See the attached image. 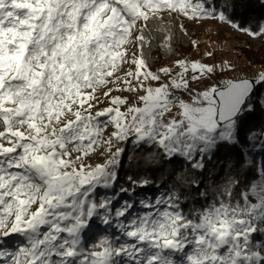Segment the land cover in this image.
<instances>
[{"label": "snow or ice", "instance_id": "6c2138e0", "mask_svg": "<svg viewBox=\"0 0 264 264\" xmlns=\"http://www.w3.org/2000/svg\"><path fill=\"white\" fill-rule=\"evenodd\" d=\"M253 3L0 0V264H264Z\"/></svg>", "mask_w": 264, "mask_h": 264}, {"label": "rangeland", "instance_id": "374dc122", "mask_svg": "<svg viewBox=\"0 0 264 264\" xmlns=\"http://www.w3.org/2000/svg\"><path fill=\"white\" fill-rule=\"evenodd\" d=\"M220 28V39H219V45L223 48V50L227 53V57L232 58L235 62L243 65L245 63V60L243 58H240L236 60L238 52L235 49V45L237 41H239L242 45L247 47H254L259 48L264 46V41L261 40H249L247 37H239L236 38L233 36L230 31L223 27L218 25H212V24H205L202 28H195L192 25H189V29L193 32H196L197 37L200 40L201 43V51L203 52L205 49L204 44L206 41V38L211 35L212 40L209 42L210 48L208 50L216 51L218 54L221 51V47H218L217 43V28ZM227 41V43H225ZM189 54V53H188ZM187 54V55H188ZM195 52H190V58L195 57ZM257 66H252L251 70L254 71Z\"/></svg>", "mask_w": 264, "mask_h": 264}, {"label": "trees", "instance_id": "16d2710c", "mask_svg": "<svg viewBox=\"0 0 264 264\" xmlns=\"http://www.w3.org/2000/svg\"><path fill=\"white\" fill-rule=\"evenodd\" d=\"M252 13L254 15H261L264 14V8H261L258 4V2L253 3V8H252ZM237 45H235V49L239 54L240 58H243L245 61H252L254 62L252 66H260V62L262 59H264V46L259 47V48H254V47H247L242 45L239 41H237ZM184 53L187 55L188 53L192 52L190 49H182ZM123 175V173H122ZM147 191L151 192V189H148Z\"/></svg>", "mask_w": 264, "mask_h": 264}]
</instances>
